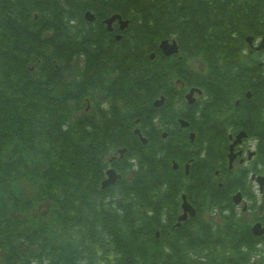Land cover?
Here are the masks:
<instances>
[{"label":"trees","instance_id":"16d2710c","mask_svg":"<svg viewBox=\"0 0 264 264\" xmlns=\"http://www.w3.org/2000/svg\"><path fill=\"white\" fill-rule=\"evenodd\" d=\"M86 9L95 21L84 19ZM112 12L130 21L118 44L101 22ZM247 35L264 38V0H0V264H264V234L254 236L230 200L240 189L255 201L247 175H223L221 186L193 170L177 175L170 142L145 128L152 120L141 125L148 144L129 152L154 169L109 191L95 179L98 155L131 141L134 117H153L151 100L175 78L211 101L217 133H199L205 113L194 121L204 148L195 167L222 166L231 125L257 137L264 172V47L251 50ZM163 37L176 39L180 56L158 52L150 61ZM82 53L85 65L110 64L108 112L82 111L97 84L76 71ZM187 146L177 143L184 158L193 156ZM183 192L197 213L176 227ZM257 209L264 224V204Z\"/></svg>","mask_w":264,"mask_h":264},{"label":"bare ground","instance_id":"6f19581e","mask_svg":"<svg viewBox=\"0 0 264 264\" xmlns=\"http://www.w3.org/2000/svg\"><path fill=\"white\" fill-rule=\"evenodd\" d=\"M114 16V18H113ZM83 17L85 20L93 22L96 19L95 13L89 9H86L83 13ZM101 22L104 24V33L107 36V39L109 40H113L115 41L116 44H118L124 37V33L127 32L128 30V26H129V19L127 17H123L119 12H112L109 15H106L102 18ZM171 45L172 47L175 48V51L172 53H175V55L180 56V52H179V45L176 41L175 38L173 37H163L160 38L157 42V50H153L150 51L148 53V59L150 61L152 60H156L157 59V54L158 52L161 53L162 55H164L165 51L163 46L164 45ZM109 47L107 50L106 54H109ZM76 71L78 73L79 76L82 77H88L90 80L95 81L97 84L95 85L94 91H90L84 94L83 98H84V106L82 107V111L84 113H90L93 114L94 112L100 113V112H108L110 109V104L108 103V101H103L101 100V98L99 97V95H107L110 94L111 92V88L113 87V84L111 82V79L109 77V74L104 73V69L109 67V62L103 60V62L101 63L100 66H95L92 67L91 63L89 65H85L86 63V53H82V54H78V57H76ZM65 68V67H64ZM63 69H61L62 72H67L68 74H70L69 70L65 71ZM89 69H93L95 72L93 73H89ZM92 98L97 99L95 101V103L93 104L90 100ZM186 104H190V101L187 99H184ZM193 101L196 104V108L197 111L192 113L191 116L189 117L192 121H199L203 118V115L205 113V120L203 122L200 123L201 127L199 129V133L203 132L206 135H212L217 133L213 128L212 123L210 122L209 118H208V114L210 112L211 107L209 105H211V101L206 100V101H202L200 99L199 96L194 95L193 97ZM88 102L91 103V106H88ZM94 102V101H93ZM97 105V109L95 111L92 110V107ZM213 108V107H212ZM214 113V112H213ZM143 119V120H142ZM139 118V117H134L132 124H131V131L133 129V127L135 125H142L143 123H148L150 120L155 119L152 116H148V117H143V118ZM170 122H175L179 125L180 129L183 130L184 133L186 134H192L188 131L186 125L179 121V120H174L172 118H169ZM196 131V130H195ZM194 134V133H193ZM119 137H121V135H119ZM165 140V138H162ZM121 145H116L115 149L120 148ZM98 157L100 159H103L102 157H100V155H98ZM126 163V162H125ZM155 165V163L153 162V164L151 165V167H138V165H128L126 167H124L123 169H116V170H109L105 165L101 164L99 165V170L98 172L100 173L96 179V184L97 187L102 190V191H109L110 188L112 187L113 182L114 181H118L119 183H124L128 180V176L125 175V173L127 171H129L132 175H146L148 174V171L153 170V166ZM165 175H171V174H165ZM193 208V207H192ZM149 209L151 211H156L159 210L161 212H164L163 208H159V209H155L152 205H149ZM194 210V208H193ZM185 213V217L184 218H180L181 215H183ZM194 217V214H190L189 211L185 210L183 208H181L180 203L178 205V209H177V214L175 215V223H181L189 218ZM161 233L159 230L155 231V236H159Z\"/></svg>","mask_w":264,"mask_h":264},{"label":"flooded vegetation","instance_id":"af4514ba","mask_svg":"<svg viewBox=\"0 0 264 264\" xmlns=\"http://www.w3.org/2000/svg\"><path fill=\"white\" fill-rule=\"evenodd\" d=\"M194 109H195L194 106H190L189 114H192ZM188 131L194 132L191 128H189ZM199 149H200V147L195 146V147H192L190 149V152L191 153H197L199 151ZM234 150L235 151H240L241 154L234 158L232 167H234V166L241 167V170H244L245 173H246L247 170H248L247 165H248L249 160H252L255 157L254 140H249V142L242 141L239 145L235 146ZM250 150H252V152ZM249 152H251V156H249ZM192 160H193V157L187 159V161H184V163H183V169H185V164L186 163L188 164V173H189L190 169L194 168V166H192ZM252 164H253V168L255 170L249 171L248 175L256 174V170L258 169L255 159L252 161ZM220 169H221L220 167L215 168L213 170V172L210 173L209 175H220V173H221ZM179 170H180V167H179ZM200 173H201L200 175H203L202 174V170H201ZM196 175H198V174H196Z\"/></svg>","mask_w":264,"mask_h":264},{"label":"water","instance_id":"95a60500","mask_svg":"<svg viewBox=\"0 0 264 264\" xmlns=\"http://www.w3.org/2000/svg\"><path fill=\"white\" fill-rule=\"evenodd\" d=\"M113 18H114V16H113ZM163 48H164L165 53H172V52L175 51V48L172 47L171 45H167V44H166V45L163 46ZM190 93H191V91H190ZM258 180H259V182L261 183V182L264 180V178H262V179H258ZM233 198H234L235 202H237L238 199H239L238 194L235 195ZM183 199H184V198H183ZM182 206H183L184 211L187 210V211H189L190 214H193V213H194L193 208H192V207H191V206H190L185 200H183V202H182ZM184 217H185V213H184L183 215H181L180 218H184ZM252 230H253L254 233H256V234H260V233H262V232L264 231V227H260V224H259V223H256V224L252 227Z\"/></svg>","mask_w":264,"mask_h":264}]
</instances>
